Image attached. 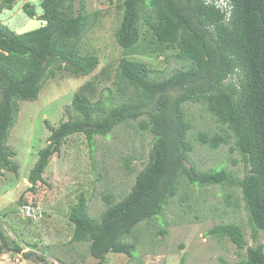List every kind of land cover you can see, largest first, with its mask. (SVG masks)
<instances>
[{
  "label": "trees",
  "instance_id": "trees-1",
  "mask_svg": "<svg viewBox=\"0 0 264 264\" xmlns=\"http://www.w3.org/2000/svg\"><path fill=\"white\" fill-rule=\"evenodd\" d=\"M15 2L0 0V13ZM231 2V18L224 22L223 14L203 0L118 1L121 19L114 36L122 54L114 72L111 64L102 66L72 95L66 107L68 119L56 127L47 124V145L38 151L13 207L3 213L15 238L9 240L0 229V254L7 252L6 244L27 249L22 257L34 264H57L48 258L50 247L87 242L89 254L99 264L108 252L130 256L135 243L124 239L139 223L161 214L184 175L192 184L241 191L255 245L247 244L240 224H216L206 235L227 238L244 250L238 260L219 258V263L264 264V245L259 242V233H264V0ZM39 5L42 12L36 15L35 3L22 4L25 14L42 21L37 28L17 33L0 21V176L18 171L7 140L19 100L36 99L58 68L89 75L100 63L97 56L79 51L82 36L98 15L87 11V0H40ZM139 55H160L166 61L174 57L186 66L153 79L152 68L135 57ZM109 82L120 95L119 103L106 93ZM187 102L203 103L221 125L212 134L199 131L195 141L211 149L228 145L240 153L246 167L242 178L224 168L201 170L185 164L194 149L187 138L192 127ZM139 117H143L140 129L153 135L148 161L120 200L101 195L105 208L93 218L88 213L92 189L71 153L75 137L83 135L93 163L95 136H107L119 124ZM53 157L65 166L53 171L48 167ZM25 205L40 209L36 220L22 215ZM160 233L164 235L165 228ZM16 254L10 252L11 257Z\"/></svg>",
  "mask_w": 264,
  "mask_h": 264
},
{
  "label": "rangeland",
  "instance_id": "rangeland-1",
  "mask_svg": "<svg viewBox=\"0 0 264 264\" xmlns=\"http://www.w3.org/2000/svg\"><path fill=\"white\" fill-rule=\"evenodd\" d=\"M26 1L36 4L37 13L42 12L40 0H16L10 9H4L0 13V21L17 33L42 24L40 19L29 17L22 10V4ZM118 1L87 0V11H98V15L94 26L82 36L79 51L81 54L97 56L100 62L98 67L89 75H73L64 68H58L44 82L36 99L19 100L17 119L7 140L9 147L15 151L13 160L18 164V171L17 174L5 172L0 176V217L3 219L0 229L9 240L14 239L15 235L7 228L8 220L3 213L11 210L19 192L28 183V173L37 160V153L47 145L50 133L48 125L56 127L60 121L68 119L66 107L70 105L72 95L99 72L102 66L111 64L114 72L117 60L122 54V48L114 36V29L121 19V13L117 9ZM135 57L149 63L153 70L150 77L153 79L164 78L186 66L184 61L174 57L167 61L160 55ZM105 85L109 87L106 93L113 99L112 102L119 103L120 95L116 93L115 86L110 82ZM114 95L117 96L116 99L113 98ZM185 109L192 124L187 138L194 144L185 164L192 163L201 170L224 168L236 178H242L246 167L240 153L230 151L228 145L211 149L195 141L199 131L212 134L220 129L221 125L215 117L201 102H187ZM72 114L74 117V113ZM142 118L119 124L107 136H95L93 163L89 159L83 135L75 137V147L71 153L76 158L77 168L81 169L80 173L86 176L87 186L93 192L88 205L91 217L99 218L105 208L102 194H111L116 200L127 194L136 173L148 161L153 135L140 129L139 122ZM62 166H65V162L53 157L48 167L54 171ZM228 201L230 204H227ZM34 215L31 213V216ZM36 218L38 217H34L35 220ZM227 222L240 224L247 244L255 245L250 237L248 215L239 188L219 184H192L181 175L177 193L164 205L161 214L139 223L133 234L124 239L135 243L131 255L108 252L102 264H180L181 257H184L183 264H220L219 258L234 262L241 258L239 253L244 250L239 251L227 238L206 235L210 227ZM162 228L166 230L164 235L160 233ZM259 242L264 245L263 232L259 233ZM87 246V242H77L50 247L48 258L57 264H99L89 254ZM12 263L16 264L10 252L0 255V264Z\"/></svg>",
  "mask_w": 264,
  "mask_h": 264
},
{
  "label": "built area",
  "instance_id": "built-area-1",
  "mask_svg": "<svg viewBox=\"0 0 264 264\" xmlns=\"http://www.w3.org/2000/svg\"><path fill=\"white\" fill-rule=\"evenodd\" d=\"M203 2L207 5H212L213 7L217 8L223 14L222 20L224 22H228L230 20L233 10V4L231 0H203ZM21 210L22 213H26L25 216H31V213H34L35 215L31 217H36L40 211L39 208H32L28 205L23 206ZM23 251H27V249H24ZM16 255L13 257V260L16 264H34L28 260H25L21 253Z\"/></svg>",
  "mask_w": 264,
  "mask_h": 264
},
{
  "label": "water",
  "instance_id": "water-1",
  "mask_svg": "<svg viewBox=\"0 0 264 264\" xmlns=\"http://www.w3.org/2000/svg\"><path fill=\"white\" fill-rule=\"evenodd\" d=\"M4 247L9 252H14V253H17V254H19L21 252L20 250H16V249H13V248H9L6 244H5Z\"/></svg>",
  "mask_w": 264,
  "mask_h": 264
},
{
  "label": "crops",
  "instance_id": "crops-1",
  "mask_svg": "<svg viewBox=\"0 0 264 264\" xmlns=\"http://www.w3.org/2000/svg\"><path fill=\"white\" fill-rule=\"evenodd\" d=\"M40 13H37L36 15H39ZM35 17H37V16H35ZM1 255V254H0ZM13 264V263H12Z\"/></svg>",
  "mask_w": 264,
  "mask_h": 264
},
{
  "label": "clouds",
  "instance_id": "clouds-1",
  "mask_svg": "<svg viewBox=\"0 0 264 264\" xmlns=\"http://www.w3.org/2000/svg\"><path fill=\"white\" fill-rule=\"evenodd\" d=\"M22 251H23V250H22ZM22 251H21V252H22ZM21 252H20V253H21ZM20 253H19V254H20Z\"/></svg>",
  "mask_w": 264,
  "mask_h": 264
}]
</instances>
